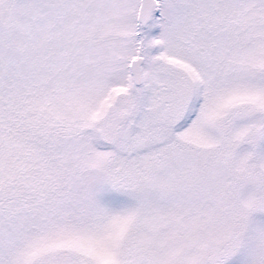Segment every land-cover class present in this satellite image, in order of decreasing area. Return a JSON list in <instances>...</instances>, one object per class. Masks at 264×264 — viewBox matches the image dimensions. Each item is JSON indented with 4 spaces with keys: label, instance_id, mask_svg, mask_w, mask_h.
Returning a JSON list of instances; mask_svg holds the SVG:
<instances>
[{
    "label": "snow or ice",
    "instance_id": "1",
    "mask_svg": "<svg viewBox=\"0 0 264 264\" xmlns=\"http://www.w3.org/2000/svg\"><path fill=\"white\" fill-rule=\"evenodd\" d=\"M0 264H264V0H0Z\"/></svg>",
    "mask_w": 264,
    "mask_h": 264
}]
</instances>
